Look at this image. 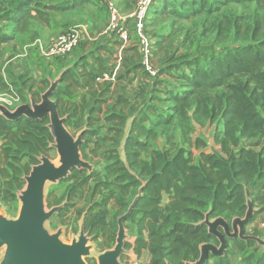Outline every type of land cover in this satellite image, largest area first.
Returning a JSON list of instances; mask_svg holds the SVG:
<instances>
[{
    "label": "trees",
    "instance_id": "trees-1",
    "mask_svg": "<svg viewBox=\"0 0 264 264\" xmlns=\"http://www.w3.org/2000/svg\"><path fill=\"white\" fill-rule=\"evenodd\" d=\"M170 1L159 0L153 3L146 20V32L151 38L153 34L150 25L155 15L162 11L163 6L170 5ZM103 5L107 10L106 2H103ZM18 7L12 11L11 20L15 27L12 32L2 30L0 16V57L3 46L14 36L33 29L34 21L45 22L46 26L55 25L57 15L54 13L50 18H46L40 14L34 15L32 11L22 13ZM58 7L54 9H61L60 13L65 9L64 6ZM179 13L186 17L192 12L183 7ZM38 16L43 19L40 21ZM106 23L100 28V32ZM71 28L73 27L63 28L58 34ZM247 28L249 30L243 34H239V28L235 31V39L246 41L244 47L234 44L216 49V45L210 44L211 53L208 56L196 54L190 57L184 54L182 58L170 62L163 71L173 78L172 86L159 78L160 72L157 77H152L155 87H164L163 90L157 88L155 94L168 92V97L173 103L168 104V110L163 112L152 106L155 112L153 116L146 114L145 108L141 110L144 114L142 119L131 126L125 146V159L118 149L120 139L114 137L111 148L105 154L102 169L95 168L92 173L75 169L64 179L76 181L75 188L68 193V200L76 187L74 196L82 199L85 191L90 194V206L85 219L86 231L98 236L103 233L108 237L107 242L113 241L114 237L110 236V222L104 219L109 207H113L117 215H123L138 195L143 182H147L143 196L126 221V225L128 221L136 222L138 236L134 243H127L126 249L129 247L138 253L144 249L148 250L150 260L147 264H185V261H196L200 257L201 244L217 243V239L208 233L207 226L200 223L205 219L207 212L211 218L223 216L228 220L245 215L247 194L250 195L251 189L264 187V148L257 151L241 145L243 139L264 134V38L257 40L264 28L260 27L258 30L255 26L251 32L250 26ZM101 36L110 38L112 42H120L113 36ZM153 44L155 56L158 48L155 47L156 41H153ZM86 59L87 56H82L64 70L61 74V84L53 94L61 115L69 114L66 120L68 128L74 123L72 116L77 112V108L66 109L63 104L65 97H71L82 85L93 87L101 75L99 72L87 70ZM80 76L85 79L84 84ZM20 79H23L24 84L19 103L28 101L26 93L36 99L40 98L47 87L46 84H50V80H43L36 87V82L31 78L21 76ZM9 86L10 83L0 77V87L11 92ZM90 91L97 100L94 110H101L100 103L106 100L103 88L95 92ZM109 115L118 120V136L126 123L124 111L111 110L107 116ZM93 119L94 116H90L89 122L92 123ZM209 119L218 121L223 126L222 130L217 131V140L226 155L217 152L202 153L195 159L191 151L193 143L190 136L194 130L193 120L203 122ZM49 122L48 118L35 120L23 117L9 120L0 112L2 202L15 197L17 192L24 188V176L31 171L33 165L40 162L39 156L48 155L51 143L54 142L48 127ZM175 122L182 129L179 147V140L177 141L175 135L168 134L170 125ZM155 126L163 127L162 131L157 132ZM92 134L94 131L90 130L84 133L81 150L85 158L86 153L88 154L86 148L96 155L100 147L96 141L92 149L89 148L91 141L86 137ZM159 135L165 137L169 147L161 150L154 146V141ZM197 143L201 142L198 140ZM236 148L239 149L238 152L235 151ZM104 189H108L107 192H104ZM163 191L170 197L166 205L161 204ZM98 196L100 197L97 198ZM64 199H57L52 190L48 201L50 205H58ZM255 199L260 200L264 209V196L259 193ZM112 201L114 204H111ZM69 206L68 201L59 212L61 218ZM252 234L259 233L254 230ZM234 249L242 252L241 264H264V247L255 241H244L240 238L229 239L227 254L223 257L211 256L207 264H230L229 255Z\"/></svg>",
    "mask_w": 264,
    "mask_h": 264
},
{
    "label": "crops",
    "instance_id": "crops-1",
    "mask_svg": "<svg viewBox=\"0 0 264 264\" xmlns=\"http://www.w3.org/2000/svg\"><path fill=\"white\" fill-rule=\"evenodd\" d=\"M63 3L65 9L59 14L60 17H55V25L46 27L41 25L40 28H34L25 33L18 34L3 46L0 57V77L5 82L10 83L13 78L26 76L36 82L37 87L43 80H50L51 82L52 77L57 79L64 70L71 67L82 56H87V70L99 72L101 75L97 78V82L93 87L86 85L78 87L71 97H65L63 104L66 109L77 108L75 115H71L74 123L69 126V130L75 136L82 132L87 133L88 130L94 131V134L88 135L86 139L91 141L90 149H92L93 143L96 141L99 143L100 147L96 155L103 166L105 154L111 148L112 138L114 137L116 139L119 137L120 144L118 145V149L123 158L125 157V146L130 135L131 126L142 119L144 115L143 112L141 113L142 109L145 108L144 112L149 114V116H153L155 113L152 106L158 107L159 111L162 112L168 110V105L161 106V104H155V101H153L154 97L159 95V93L155 94V90L157 88L163 90L164 87L163 85L155 87L153 78L142 65L138 49V39L134 34L132 39L126 43L112 42L110 38L101 36L100 28L108 20V12L102 0H65ZM118 3L124 9L129 10L127 6L131 5L134 7L135 0H119ZM74 13H77L75 14L77 18L73 24L81 26L83 30L80 47L70 53L73 56L72 58L66 60H52L51 58L44 57L35 46V41L41 39L45 42H51L58 35V32L64 28L62 26L69 24L68 19L62 20L63 17H73ZM46 30L49 31L45 32ZM164 55V51L158 52L152 60L155 67L160 71L159 78L172 86L173 82L169 79L168 74L163 71L169 65L167 61H162ZM60 62L63 64H59ZM171 71L173 72V69ZM79 78L84 84L85 79L82 76ZM101 87L104 90L106 100L100 103L102 104L101 110L95 111L94 106L97 104V100L90 90L95 92ZM0 93H5L2 87H0ZM122 96L129 99L130 104H118L119 98L121 99ZM121 109H123L126 116V123L123 125L121 133L117 136L116 130L120 128L118 120L107 115L111 110L117 112V110L120 111ZM65 116L68 118L69 114ZM90 116H94L92 123L89 122ZM193 125L194 130L190 136L193 143L191 151L195 159H198L202 153L210 154L217 152L226 155L222 150L221 143L217 140V131L221 129L218 121L213 122L209 119L197 122L193 120ZM164 140L165 137L159 135L154 141V146L162 150L167 146V144L163 146ZM198 140L201 142L200 144L197 143ZM156 142L161 144L162 147L155 145ZM241 145L261 151L264 148V134L243 139ZM235 151L238 152L239 149L236 148ZM144 154L143 156L146 157V154ZM89 162L95 165L97 169L96 162L92 158ZM259 193L264 196V187L251 189L250 195L248 194L256 209L254 219L247 224L248 233L254 230L261 231L258 229V222L264 218V209L260 200L255 199ZM169 201V194L163 191L161 204L166 205ZM232 252L238 253L239 262L231 263L230 261V264H241L242 252L237 249L232 250ZM149 260L150 252L146 249L142 250L139 262L147 264Z\"/></svg>",
    "mask_w": 264,
    "mask_h": 264
},
{
    "label": "rangeland",
    "instance_id": "rangeland-1",
    "mask_svg": "<svg viewBox=\"0 0 264 264\" xmlns=\"http://www.w3.org/2000/svg\"><path fill=\"white\" fill-rule=\"evenodd\" d=\"M64 1L65 0H0V7H1L0 16L2 19L1 28L2 30L5 29V31H9V32H12L14 30L15 27L11 20L12 11L16 10L18 5L20 6L18 8L22 10V13H26L27 11H32L33 13H35L34 15L40 14V16H45L46 18H50L51 14L53 13L56 14L58 17H60L59 11H61V9H54V8H59L58 6H63ZM102 1L104 3L106 2V0H102ZM24 3H26V5L23 6ZM132 7L133 6L131 5L127 6V9H131ZM183 7L185 8V10H191L192 13H189L188 16L186 17H182V15L179 12ZM75 14L77 13H74L73 17H65V16L63 17L62 20L68 19L69 22V24L64 26V28L78 26L73 24L76 22V18H77ZM154 18L155 19H153L150 25V29H152V34H153L152 39L154 42L156 41L157 44V45L155 44V47L159 49V51L157 50L156 53L158 52L160 53L164 51L165 55L162 58V61H167V63H170L172 61L174 62L182 58L184 54L186 55L188 54V56L190 57L195 56L196 54H204L205 56H208V54L211 53V50L209 49L210 44L216 45L214 46V48L216 49H223L226 46L229 47V46H233L234 44L243 45L241 47H244L246 41H244L243 39L242 40L235 39V35H236L235 31L239 28L240 29L239 34H243L244 32H247L249 30L247 26H250L249 32H251V30L255 26L258 27V30L260 27L264 28V0L261 1L171 0L170 5L163 6L162 11L159 12V14L157 13ZM38 19L41 21L43 18L38 16ZM54 21L56 22V19ZM39 24L46 27L45 22L39 23L34 21L32 25L33 29L40 28ZM48 31L49 30H46L45 32ZM217 37L218 39H216ZM261 38H264V30L260 33V37L257 40ZM72 57L73 56H71V54H68L66 56H62L61 58L55 57L51 59L66 60ZM202 62H205V60H202ZM65 63L68 64L67 62ZM59 64L62 65L63 63L60 62ZM53 79H55V77H52V81ZM169 79L173 81V78L171 76H169ZM51 82L49 86L46 84L47 87L45 91L50 87ZM23 84L24 81L23 79H20V77L13 78L9 86L11 92H16L18 96H21V94L23 93L22 91ZM3 90H5L4 93L5 95L8 96L11 95V92L9 90L7 89H3ZM45 91H43L42 93H44ZM168 94L169 93L165 91L159 92L158 97H155L153 101H155V104H161V106L162 105L167 106L168 104H172L173 101L170 100ZM26 96L28 101L25 103H29L31 101V97L35 98L34 96H31L27 93ZM36 100L40 101L41 96ZM10 102L12 103V105L10 106L11 109H15L20 104H23V103H19L18 100H13L12 98L10 99ZM118 102H119L118 104H130V100L125 98L124 96H122L121 99L119 98ZM176 123L177 122L173 123V125L172 124L170 125L168 134L170 133L175 135L177 141L179 140L178 142L179 144L178 147H179L182 141V129L181 127L177 126ZM220 128L222 130L223 128L222 124H220ZM156 129L157 132H160L162 131L163 127L162 128L156 127ZM157 142L155 143V145L162 147V145L158 144ZM52 143H51L50 151L47 156H49L53 162L59 164L60 156L57 150L54 147H52ZM95 144L96 143H93L92 146H94ZM165 144L166 143L164 140L163 146ZM165 147H169V146L167 145ZM173 150L176 152V149L173 148ZM86 151L88 152V154L86 153L87 158H85L84 153L81 150L83 158L87 161H90V159L92 158V160L96 162L97 169L99 170L102 169V162H100L99 157L93 154L91 150H88L87 148ZM41 156H39V158H41ZM75 185H76L75 180H62L58 184H53V183L47 184L46 202L48 209L55 206L53 204L50 205L48 201L49 194L52 190H54V194L57 199L60 197L65 198L61 204L66 203V201L70 202V206L63 218H61L59 216V213H57L49 221L46 222L47 228L52 233L57 232L58 229L62 228L63 232L61 238L63 241L68 243H71L75 238H78V236L80 235L82 229V218L84 214H86L90 206L89 192L85 191L84 197L82 199H80L77 195L74 196L77 187L76 189H74V193H72V197L70 198V200H68L69 199L68 193L71 190H73V187ZM107 190L108 189H104V192H107ZM20 191L17 192L15 197H11L8 201L2 202L1 195L3 191H2L1 179H0V213L1 214L5 215L8 218L18 217L20 211V200H19ZM99 197L100 196H98L97 198ZM111 204H114V202L112 201ZM120 216L121 215H117V211H115V209H113V207L110 206L107 217L106 218L104 217L106 221L110 222V228H111L110 236L114 237L113 241L107 242L108 237L103 233H99L98 236L97 234L92 235L85 230V232L88 233L90 237L89 244L92 245L91 255L85 258L88 264H98V256L101 253H104L105 251L109 249H113L115 247L117 242L118 229H119L117 221ZM126 227H127L128 237L126 239L125 251L121 257V261L123 262V264H132L136 260L139 261L141 253L135 252L133 251L132 248L129 247L126 249V246L128 242L134 243V241L138 236V229L136 227L135 221H128ZM249 233L252 234V232ZM258 233L259 234L257 236L264 238V232L262 230L258 231ZM3 250H4L3 248L0 249V261L3 256ZM229 258L231 263L239 262L238 253L231 251Z\"/></svg>",
    "mask_w": 264,
    "mask_h": 264
},
{
    "label": "water",
    "instance_id": "water-1",
    "mask_svg": "<svg viewBox=\"0 0 264 264\" xmlns=\"http://www.w3.org/2000/svg\"><path fill=\"white\" fill-rule=\"evenodd\" d=\"M61 84V76L51 82L50 87L41 94V100L31 97L29 103H23L15 109L0 104V112L9 120L28 117L35 120L49 119L48 127L54 138V147L59 156V164L47 155L39 158V163L32 166L24 176L26 182L20 191V211L17 218H8L0 213V249L3 256L0 264H88L86 257L91 255L90 237L85 232L86 214L82 218V229L78 238L71 243L62 240V228L50 232L46 226L55 214L68 203L47 208V184H58L69 177L73 170H87L92 173L95 165L83 158L81 147L84 132L75 136L66 125V116H62L53 94ZM147 182L139 189L138 195L130 204L126 213L118 218L117 242L98 256V264H123L121 257L125 251L127 235L126 221L143 196ZM254 203L247 194V210L244 217L228 220L223 216L211 218L207 212L200 222L208 228V233L217 239L200 245V257L185 264H207L211 256L223 257L229 248V239L240 238L255 241L264 247V238L247 232V224L255 217ZM167 264H172L167 262Z\"/></svg>",
    "mask_w": 264,
    "mask_h": 264
},
{
    "label": "built area",
    "instance_id": "built-area-1",
    "mask_svg": "<svg viewBox=\"0 0 264 264\" xmlns=\"http://www.w3.org/2000/svg\"><path fill=\"white\" fill-rule=\"evenodd\" d=\"M156 1L159 0H135L134 8L127 11L116 0H106L109 18L101 32L102 35L113 36L123 43L129 42L134 34L138 39L142 64L151 77H157L160 71L155 67L152 60L154 44L146 32V20L153 3ZM82 38V27L77 26L59 33L51 42L37 39L35 46L46 58L62 57L76 50L80 46ZM11 98L19 101L16 92H11L9 96L0 93V104L10 107L12 105ZM258 229L264 232V218L258 222ZM132 264L141 263L136 260Z\"/></svg>",
    "mask_w": 264,
    "mask_h": 264
}]
</instances>
